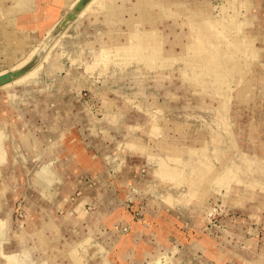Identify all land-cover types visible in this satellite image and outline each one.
I'll use <instances>...</instances> for the list:
<instances>
[{
	"label": "rangeland",
	"instance_id": "rangeland-1",
	"mask_svg": "<svg viewBox=\"0 0 264 264\" xmlns=\"http://www.w3.org/2000/svg\"><path fill=\"white\" fill-rule=\"evenodd\" d=\"M124 1L130 5L128 14H136V0ZM164 1L168 2L148 0V8L154 7L156 13L153 24L162 27L176 21L187 29L197 18V12L191 10L195 0H186L190 8L181 16L169 5L185 3ZM229 1L196 3L210 10L203 17L212 20L211 46L219 35L213 21L222 6L230 7ZM101 2L104 0H0V125L6 123V129L0 126V152L5 157L0 175V264H30L29 260L60 264L67 255L77 264H264V208L256 199L262 185L256 181L237 183L242 172L251 176L253 167L234 166L230 180L224 175L223 180L204 186L202 193L191 192L187 183L196 168L192 152L172 139L180 133L204 132L211 136L210 147L227 151L232 162L239 164L238 155L258 161L253 150L258 152L255 148L259 145L264 154V53L262 58L252 57L245 63L240 53L233 57V49L222 43L218 53L225 54L224 63L206 71H230L225 78L231 88L225 90L232 92L227 104L220 92L210 99L205 86L196 81L201 76L197 66L178 63L162 75L148 73L138 64L121 68L125 57L112 53L105 42L126 32L113 31L117 15L110 10L105 13L107 22L99 17L91 20ZM242 2L235 23L252 25L264 46V0ZM23 7L31 8L30 13H22ZM47 14L53 17L48 20L52 22H42L41 30L24 28L20 36L18 29L7 30ZM140 14L149 19L148 24L151 17ZM173 31L175 36L184 35L179 34L181 30L168 33ZM29 34L32 38L27 45L17 50L20 55H13L8 41L17 39L23 44ZM256 75L259 78L253 82ZM248 85L245 100L238 90ZM30 123L43 125L38 133L43 139L33 132L30 138H39L49 154L35 160L23 158L24 143L17 141L23 165L7 150L8 143L13 145L9 130L12 127L16 139L14 126L26 132L31 131ZM58 123L72 124L85 143L86 162L76 154L68 157L67 146L56 144L60 141ZM80 137L74 139L75 144ZM167 142L173 144L168 147ZM26 163L31 165L29 177L23 171L22 178H29V186L18 196L15 191L21 179L17 167H26ZM81 163L88 167L77 174ZM51 167L56 182L41 187L38 181L50 175ZM218 167L221 170L222 164ZM8 172L12 173L9 179ZM28 201L31 205L38 201V207L31 209L32 218ZM110 201H115V207L105 208V202ZM72 218L77 223H71ZM5 225L9 241L13 240L11 246ZM153 232L164 239L153 237ZM22 259L24 263H20Z\"/></svg>",
	"mask_w": 264,
	"mask_h": 264
},
{
	"label": "bare ground",
	"instance_id": "bare-ground-1",
	"mask_svg": "<svg viewBox=\"0 0 264 264\" xmlns=\"http://www.w3.org/2000/svg\"><path fill=\"white\" fill-rule=\"evenodd\" d=\"M161 1L164 4L165 1ZM176 1L177 3L182 1L185 4L181 6L169 5V8L172 7V11L174 13L180 14L181 16L182 11L188 10L190 7L187 4L186 0ZM195 2L200 4V6L204 5V3L207 4L205 0H195ZM229 2L230 7L228 8L227 6H222L220 8L219 17H216V19L213 21V23L216 25V31H213L219 33V35L216 34L217 36H215L216 42L214 46H211L213 44V40L211 41L209 37V35L212 34V30L209 28L212 20H210V18L203 17L206 14H209L210 10L208 8L202 9L201 7H198L196 3L194 4V8L191 10L197 12V18L192 19V25H190V27H188L187 29L185 27L183 28V26L178 24L176 21L172 22V25L164 24L165 26L162 27L160 25L158 26V24L154 22L153 26L150 27L146 22H144L145 20L141 18L142 16L140 14L142 13V11L145 12L147 10H149V12L151 11L150 15L156 14L154 7H152L154 10L145 7L146 3L147 6H149L147 0H136V5L138 6L136 7V11L134 12L136 14L134 15H127L125 12H123L128 5L124 0H112V3H109L108 5L105 2H101V8L97 12L91 14V20H97L98 17L100 19L105 18V13L109 10H116L122 13L118 14L121 16V22L118 21L115 25H112L111 28L116 27L115 29H113V31H125L126 34L116 33L113 37H110L109 40L105 42V47H108V49L112 53H116L125 57L122 61H120L121 64L119 65H121V68L124 67L123 69H128L130 66L138 64V66H142V68L140 69L146 70L148 73L157 72L159 75H162L164 72L171 70L170 67L172 65H178V63L179 66L184 64L189 67L197 66L200 69L199 73L201 75L199 78L197 77L198 79L196 80L198 85L203 84L205 86L207 90L205 91V93L209 96L210 99H213V95L215 94V92H220L221 96L224 98V101L227 104L229 93L230 91L232 92V89H230L228 93L226 92L225 88H231V86L229 85V82L225 77L229 75L230 71L216 70L215 72H207L213 71L214 67H217L219 64L224 63L225 54L218 53L219 49H223L222 43L233 49L232 51H230L233 57L237 56L236 53H240L241 56L239 57H241L245 63L252 57L262 58L264 53L261 52L264 49L262 37H257L255 35L258 33V31L252 28V25L237 26L235 23V21L239 18V11L243 4L242 0H231ZM140 9H142V11H140ZM230 11H232L233 13H230ZM201 12L205 13L201 14ZM160 14L163 15L162 10ZM129 18L131 19V21H133H124L125 19ZM169 30H181V33L179 34L184 35L175 36L173 35L175 31H173L172 34H169ZM160 32L164 34H161ZM220 34L222 36H220ZM212 37H214V35ZM253 46L256 47L255 50L249 51L248 48L251 49ZM29 58H31L30 55L25 60L20 62L18 66L21 67L22 65H24ZM16 67L17 66H15L14 68ZM244 67H246V65H244L243 67L240 66V70H242L241 73H243ZM37 70L38 69L34 71V74L37 72ZM193 75L195 76V73ZM258 78V75H256L252 78V81L255 82ZM19 81L21 80H18V82ZM210 83L215 84L216 87L212 88L211 85L208 86L207 84ZM249 90L250 89L248 85L246 88H240L238 91L241 96L245 100H247ZM6 96L2 97L5 99ZM14 128L16 132V140L21 144L24 143V146L22 148L24 152L23 158L35 160L37 157L45 155L49 152H47L45 148H42V145L40 144L42 141L39 138L34 135L33 138H30L32 131H29L27 129V131L25 132L22 131L20 127L17 128L16 126H14ZM172 139L174 140V144L182 143L187 148H189V152H192L191 156L192 158H194L196 168L194 177L189 180V183H187L188 185L186 184L191 192L202 193L204 190V186L216 179L223 180V178L221 177L224 175L225 180H230L235 172L234 166H240L243 169L247 168L248 166H252L254 169L253 174L249 177H246L245 173L242 172L241 177L237 179V183L241 184L246 181L252 183L253 181H256L257 183L262 185L260 189L261 193L256 192L258 194V197H256V199L257 202H259V204L261 205L262 209L264 208V154L261 152V148H259V145H256L255 148H258L259 151H253L255 153H258L259 157L262 159V162L260 158H258L260 161H250L248 158L243 157L242 155H238L236 158L237 161L239 160L238 164L237 162L234 163L231 161L227 151L223 153L220 150V147H210L211 136L209 134H205L204 132H197L194 135L188 136L180 133L177 136L172 137ZM218 141L220 140H216V142ZM68 142H70L68 137L64 136L62 141L60 140L56 144L58 145L61 143L66 145V153H71L72 150L67 145ZM173 142H167L168 147H170ZM219 143L221 142H218V144ZM63 147L65 148V146ZM253 151L251 150V152ZM75 152L77 151L75 150L74 153ZM48 154L46 155V157H48ZM4 161L5 157L0 152V173H4ZM257 162L260 164L256 165ZM218 164H222L221 170L218 169ZM48 171L50 172V175L46 179L38 181V184H40L41 187L46 186L49 188L54 185V182H56L57 174L55 172V169L51 167ZM238 194L240 196L241 191L238 192ZM238 201L240 203V200ZM241 202L243 201L241 200ZM60 264H77V262L73 261L71 257L67 255L61 258Z\"/></svg>",
	"mask_w": 264,
	"mask_h": 264
},
{
	"label": "crops",
	"instance_id": "crops-1",
	"mask_svg": "<svg viewBox=\"0 0 264 264\" xmlns=\"http://www.w3.org/2000/svg\"><path fill=\"white\" fill-rule=\"evenodd\" d=\"M109 1L111 2V0H104V2L105 3H107V5L109 4ZM148 1V0H147ZM166 3H167V1H165ZM45 5V4H44ZM136 5V4H135ZM138 6V5H137ZM127 7H130V5H127L126 6V8ZM145 7L146 8H148V6H147V3H146V5H145ZM144 7V8H145ZM126 8L124 9V11L123 12H125L127 15H129L128 13V11L126 10ZM29 9V10H28ZM30 9L31 8H29V7H23V9H22V11H24V12H22V13H24V14H28V13H30ZM143 9V8H142ZM142 9H140L141 11H142ZM149 9H152V10H154L153 8H152V6L149 8ZM111 11V14H116L117 15V20L115 21V22H113V24L112 25H115L118 21H120L121 22V16L120 15H118V14H122V13H120L119 11H112V10H110ZM108 12V11H107ZM143 13H146V14H148L150 17H151V19H150V22L148 23L149 25H151V27H152V24H153V15H150V13H151V11L149 12V10H147V11H142ZM142 15H144V14H142ZM147 17V16H146ZM106 18L107 17H105L104 19H105V21H106ZM50 19H53V17H51V16H48V14L47 15H45L44 16V18L43 17H39V18H37L36 16H34V20H32V21H30V22H28V23H24V24H18L17 25V27L16 28H11V27H9V29H7L8 30V32H15L17 29V31H16V33H18V36H20V33L19 32H22V31H24V28H32V27H34V28H38V30H41L42 29V27H41V23L42 22H45L46 24H48V23H51L52 21H48V20H50ZM145 21L144 22H148L149 21V19H144ZM124 21H127V22H130L131 21V19L129 18V19H125ZM133 21V20H132ZM131 21V22H132ZM107 22V21H106ZM136 23V22H135ZM111 25V26H112ZM36 26V27H35ZM13 29H15V30H13ZM27 30H29V29H27ZM26 32V31H25ZM25 32H23V34L25 33ZM9 34V33H8ZM26 34V33H25ZM27 35V34H26ZM29 36H30V38L29 39H25L24 40V43L22 44H20L19 42H18V40L16 39V41H14V40H10V41H8L9 43V46L10 47H12L13 49L12 50H14L12 53H13V55H16V54H19L18 53V51L17 50H22V47H24V46H26L27 45V43L29 42V40L32 38L31 37V35L29 34ZM21 42H22V40H20ZM20 55V54H19ZM30 55H32V54H30ZM13 102V101H12ZM4 106V105H3ZM5 106H7V105H5ZM4 108V107H3ZM7 110H8V107H7ZM8 111H10V110H8ZM5 114V110L2 112V114ZM1 121V120H0ZM18 124H21V123H18ZM53 124H55V123H53ZM30 125H31V127H29L30 128V130L34 133V134H37V136L38 137H40V135H38V133H39V130L41 129V130H43V125L42 126H37L35 123H33V124H31L30 123ZM49 125H51L52 127H53V125L50 123ZM0 126H3V127H5V129H6V123H1V125ZM83 126H85V125H83ZM9 127H11V124L9 125ZM57 131H56V133L57 134H59V140H61L62 141V139H63V137L64 136H68L70 133L72 134V136L70 137L71 138V140L72 141H74V139H78V137H80L78 134H77V132L75 131V130H72L73 129V126H72V124H63L62 123V125L60 126L59 125V123H58V127H57ZM10 131V136L12 137V141H10V143L12 142L13 143V145L10 147V144L8 143V145H7V150H9V153H10V156L11 157H14V158H16V161H20V164H23V162H22V160H21V155H22V152H21V149L19 148V142H17V140L14 138V136H13V131H12V127H11V129L9 130ZM6 132V131H5ZM74 133V134H73ZM70 134V135H71ZM75 135V136H74ZM7 137H8V135H7ZM258 137H260V136H258ZM262 137V136H261ZM9 138V137H8ZM41 139H43L42 137H40ZM86 137H84V139H85ZM76 139V140H77ZM75 140V141H76ZM45 141V140H44ZM68 142V146H69V148L72 150V152H74V149L77 151L76 153H70V152H68V154L70 153V155H68V157H75V155L74 154H76V158L78 157V159L80 160L81 158V156H83L84 158H85V162L87 161V157H86V155H84L85 153H84V151L82 150L85 146H84V142L82 141V139H81V137H80V139H79V142H77L76 144H75V141L74 142ZM46 142V141H45ZM45 146L46 147H48L49 145H46V143H45ZM66 158V157H65ZM64 159V158H63ZM85 162H83V163H85ZM19 164V167H17L18 168V172H17V175L19 176V178L21 179V181H20V184H18L17 185V188H16V194L19 196L20 195V193L25 189H27V188H25L26 186H29V183H28V179L29 178H27L26 180L24 179V178H22L23 177V171H27V173H28V177H29V169H31V165L29 164V163H26V167H23V165H20ZM78 166H79V171L78 172H76L77 174H79V173H81V172H83L82 170H83V168H87L88 167V165L86 166V165H84V164H82L81 163V165H79V164H77ZM10 171V170H9ZM2 174L3 173H0V175L2 176ZM7 175H9V177L7 178V179H9V178H11L12 177V173H10V172H8V174H6V176ZM7 181H9V180H7ZM160 183V182H159ZM64 189L66 190V191H68V187H64ZM30 190V189H29ZM14 192V191H13ZM14 197V196H13ZM17 197V196H16ZM16 197H14V198H16ZM34 200V196L32 195V196H30V201H33ZM2 201V199L0 198V202ZM30 201H28V205H29V208H30V211H31V209L35 206V209L38 207L37 206V203H38V201L36 202L35 201V204H32L31 205V202ZM41 203V202H40ZM114 203H115V201H110L109 203H107V202H105V208L107 207V208H109V207H112V206H114L115 207V205H114ZM3 205V204H2ZM182 205H184V206H187V205H185V204H182ZM1 217H2V215H0ZM30 216H31V218L33 217V211H31V213H30ZM0 217V218H1ZM30 218V219H31ZM7 220V219H6ZM76 221V219H74V218H72V220H70V222L71 223H77V222H75ZM3 223V222H2ZM7 223V222H6ZM5 223V224H6ZM156 232V231H155ZM5 234H6V236H7V239H8V235H7V233H6V225H5ZM160 234L157 232V233H154L153 232V237H158ZM159 240H163L164 238L163 237H161V236H159V238H158ZM8 241H9V239H8ZM12 241L13 240H10L9 242H8V244H9V246H11L10 244L12 243ZM167 241V240H166ZM21 253V254H20ZM19 254H20V256H21V258H24L23 257V253L24 252H20ZM232 256L234 255L233 253L231 254ZM25 257H26V254H25ZM28 263H30V264H34L31 260H29V261H27ZM20 263H24V261H23V259H22V261H20ZM25 264V263H24Z\"/></svg>",
	"mask_w": 264,
	"mask_h": 264
}]
</instances>
